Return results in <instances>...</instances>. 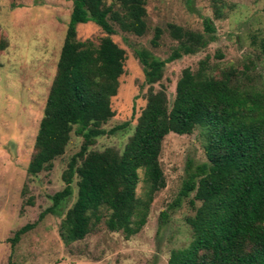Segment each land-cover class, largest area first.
<instances>
[{
    "label": "trees",
    "instance_id": "16d2710c",
    "mask_svg": "<svg viewBox=\"0 0 264 264\" xmlns=\"http://www.w3.org/2000/svg\"><path fill=\"white\" fill-rule=\"evenodd\" d=\"M222 7L212 4L214 18H220ZM145 17V0H71L26 175L49 171L73 128L81 143L60 175L61 190L50 196L51 205L37 220L59 213L71 195L75 176V198L58 227L64 245L81 240L100 221L101 210L106 213V230L120 232L126 239L135 235L145 224L154 193L163 187L158 162L163 138L170 133L190 135L198 129L205 161L194 166L188 161L177 197L166 209L173 210L192 194L188 203L198 206L185 218L190 240L185 247L171 250L166 264H264V35L257 44L263 63L260 84L250 82L243 71L246 65L242 71L216 70L208 67L205 57L196 69L181 70L168 102L164 88L153 90L164 66L197 53L215 37L208 18L201 21V31L167 24L166 32L175 42L167 57L158 59L144 49L134 50L147 91L130 137L119 152L89 150L95 138L106 133L102 126L113 115L110 98L123 72L124 51L112 41L110 24L139 37L146 31ZM88 22L103 34L96 43L76 39V27ZM161 34L160 28L153 29L151 47H157ZM4 48L6 41L0 35V52ZM139 171L143 193L137 197ZM166 210L158 214V229L168 219ZM33 226L17 229L8 240L10 246Z\"/></svg>",
    "mask_w": 264,
    "mask_h": 264
},
{
    "label": "rangeland",
    "instance_id": "374dc122",
    "mask_svg": "<svg viewBox=\"0 0 264 264\" xmlns=\"http://www.w3.org/2000/svg\"><path fill=\"white\" fill-rule=\"evenodd\" d=\"M221 4L220 18L213 17L212 4ZM71 8V0H0V35L6 48L0 52V264H166L169 252L181 249L190 240L185 218L193 215L188 198L179 206L166 210L177 197L185 178L186 164L205 161L198 129L190 135L167 134L158 155L163 187L154 193L145 224L135 235L124 238L109 232L101 219L79 241L64 245L58 236L59 223L75 198V176L71 195L58 214H38L51 205L50 196L61 190L60 175L70 156L79 149L81 138L72 131L62 155L52 161L49 171L27 176L25 167L32 152L33 139L43 104L52 80L59 48ZM146 31L142 36L120 31L114 24L112 41L124 51L123 72L118 78L116 94L110 98L112 117L102 126L105 134L95 138L92 151L112 148L121 151L130 137L135 120L144 107L147 86L143 68L134 52L144 49L164 59L175 42L166 32L173 24L201 31V21L211 20L214 40L193 55L167 63L159 84L170 102L174 85L184 68L194 70L207 57L208 67H230L242 71L253 85L261 83L263 63L258 40L264 35V0H145ZM155 27L162 34L157 47L149 40ZM102 32L92 23L76 27V39L94 43ZM217 55H221L218 57ZM126 124L122 129L107 132ZM135 195L143 193L142 173L138 172ZM167 211L168 219L158 229V214ZM103 215V216H102ZM34 226L10 246L8 240L25 224Z\"/></svg>",
    "mask_w": 264,
    "mask_h": 264
}]
</instances>
